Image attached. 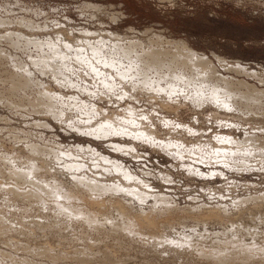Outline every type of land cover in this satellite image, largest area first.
I'll return each instance as SVG.
<instances>
[{"label": "clouds", "instance_id": "1", "mask_svg": "<svg viewBox=\"0 0 264 264\" xmlns=\"http://www.w3.org/2000/svg\"><path fill=\"white\" fill-rule=\"evenodd\" d=\"M127 2L0 0V191L29 194L0 202V264H125L95 234L130 223L176 264H264V49L201 48Z\"/></svg>", "mask_w": 264, "mask_h": 264}, {"label": "rangeland", "instance_id": "2", "mask_svg": "<svg viewBox=\"0 0 264 264\" xmlns=\"http://www.w3.org/2000/svg\"><path fill=\"white\" fill-rule=\"evenodd\" d=\"M158 6L159 0H128L126 5L141 23L160 22L170 37L184 35L201 48L211 47L250 58H256L264 49V0H174L172 6L165 5L167 10H157ZM130 243V247L124 244L123 248L107 240L102 245L113 246L116 253L122 254L118 257L124 258L125 264H176L173 258L159 257L151 247L147 250L143 244ZM117 246L121 250L127 248L121 252Z\"/></svg>", "mask_w": 264, "mask_h": 264}, {"label": "bare ground", "instance_id": "3", "mask_svg": "<svg viewBox=\"0 0 264 264\" xmlns=\"http://www.w3.org/2000/svg\"><path fill=\"white\" fill-rule=\"evenodd\" d=\"M217 98L219 99L220 103H226L224 97H217ZM5 180L7 182L8 181V178L5 177ZM37 195L38 194L36 192H32L30 198L35 199ZM5 196H8L12 200H18L20 203H23L24 201H23V199H21V197H28L29 194L28 193H17L15 189H5L3 191H0V202H3L4 201V197ZM95 238L97 240L102 241L103 242L102 244H104L107 240H111L113 242H117L118 245L120 244L122 246L124 244H129V247H130V244H131L130 242H134V243L143 244V248L144 249L147 248V247H151L150 243L145 238V234L138 233L136 231V229H135V225L134 224H131V223L127 225L126 230L124 232H122L120 230H116V231H101V232H98V233L95 234ZM59 239H60L59 237H55V238L53 237V242L54 243L59 242ZM151 243H155V241H152ZM127 246H126V248H127ZM112 247L111 246L103 247V245H101V246H98L97 247V251L98 252H101L103 258H105L107 260L120 259V260H123L124 261L125 260L124 258L121 259L118 256H113L112 255V253H116V251L114 249H112ZM117 247H119V246H117ZM123 248H124V246H123ZM123 248H122V250H125L126 249V248L125 249H123ZM119 249H120V247H119ZM150 249H152V248H150ZM120 250H119V252H120ZM122 250H121V252H122ZM147 250H149V249L147 248ZM117 253H118V251H117ZM154 253L156 254L155 251H154ZM120 255L122 256L121 253H120ZM126 258L128 259V256ZM144 261H146V260L144 259ZM149 262H150V260H149Z\"/></svg>", "mask_w": 264, "mask_h": 264}, {"label": "snow or ice", "instance_id": "4", "mask_svg": "<svg viewBox=\"0 0 264 264\" xmlns=\"http://www.w3.org/2000/svg\"><path fill=\"white\" fill-rule=\"evenodd\" d=\"M161 91H162V89H161ZM214 99L216 100L217 103H220V101H219V99H218L217 97H214ZM223 106H224V107H228L227 104H224ZM126 123H132V124H134V123H135V120L126 121ZM164 123H165L166 125H168V124H171V121H165ZM117 131H127V129H120V130H117ZM138 138H139V139H142V140H144V141H146V142H148V143H157V140H156L155 137L150 136V135H148L147 133H144V132L139 133V134H138ZM218 139H221V142H224L223 138H218ZM159 145H160V147H161L162 149H164V150H166V151H168V150H172V149H174V148H178V147H179V145H177V144H175V143H172V142H165V141H162V140L159 141ZM176 155H178V156H180L181 158H183V157H182V154L179 153V152H177Z\"/></svg>", "mask_w": 264, "mask_h": 264}]
</instances>
